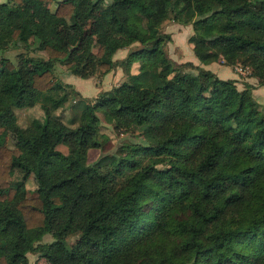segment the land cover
<instances>
[{"label":"trees","instance_id":"trees-1","mask_svg":"<svg viewBox=\"0 0 264 264\" xmlns=\"http://www.w3.org/2000/svg\"><path fill=\"white\" fill-rule=\"evenodd\" d=\"M52 1L0 2V53L46 55L16 64L0 54V264H26L36 249L49 264H264V113L231 80L199 69L203 85L178 71L160 29L168 18L192 24L201 63H239L264 82V0H61L53 11ZM135 43L139 72L85 102L76 126L51 113L66 97L17 124L16 109L54 86L56 63L87 78ZM97 112L146 144L82 162L77 148L99 146ZM16 170L35 177L32 195L11 185ZM47 233L53 241L35 247Z\"/></svg>","mask_w":264,"mask_h":264},{"label":"rangeland","instance_id":"rangeland-1","mask_svg":"<svg viewBox=\"0 0 264 264\" xmlns=\"http://www.w3.org/2000/svg\"><path fill=\"white\" fill-rule=\"evenodd\" d=\"M4 1V0H0ZM54 0L49 3L50 9L53 11L56 2ZM192 24H181L172 20L165 19L161 24V33L165 35V52L166 56L174 63L175 67L181 73H193L198 75L199 81L205 85V78L199 73V69L211 71L217 78L223 80H231L238 90L248 89L254 100L258 103V110L264 113V82L254 75V70L251 67L243 66L239 63L228 65L223 59L209 64L201 63L195 56L194 46L189 42V38L193 34ZM140 44L119 49L113 55V66L110 70H96L91 76L81 78L77 74L68 70L62 63H56L54 73L57 80L52 88L43 94H39L35 104L32 107H24L16 109L17 124L21 127H27L32 119L43 120L45 111L43 105L53 107L58 100L66 97V99L51 111L52 115H59L61 120L69 126H76V119L82 112L85 102H93L95 98L103 91L109 90L114 86H118L123 82L130 81L132 75L139 72V61L130 62L129 53L140 49ZM38 57L45 59L46 55L43 51L35 50L33 47L29 49L12 47L0 54L10 58L14 63L20 62V54ZM191 63L193 66H190ZM28 70H32V65H27ZM66 85H71L67 87ZM202 95L209 96V89L206 86L202 88ZM100 119V133L97 135L99 146L94 148H77L76 157L84 163H91L96 160L102 153L123 151L125 154L130 152V147L135 144H146L141 131L138 128L132 132L124 130H116L112 122H109L101 112H97ZM234 130H238V125L233 123ZM7 145L15 146V141L11 133L7 135ZM58 149L67 153V147L59 145ZM159 175V172L156 171ZM23 182L26 194L32 195V191L36 188L35 177L31 174L26 180H23L22 174L15 171L10 180L11 185ZM53 191L51 195L55 194ZM64 204L65 210L69 207L72 199L77 193V186L74 182H66L64 188ZM61 216H58L54 224H60ZM53 241V236L50 233L45 234L41 241L35 247L50 243ZM71 245L77 243V237L69 238ZM26 264H49L48 261L41 256L39 251L33 250L27 254Z\"/></svg>","mask_w":264,"mask_h":264},{"label":"crops","instance_id":"crops-1","mask_svg":"<svg viewBox=\"0 0 264 264\" xmlns=\"http://www.w3.org/2000/svg\"><path fill=\"white\" fill-rule=\"evenodd\" d=\"M0 2H2V1H0Z\"/></svg>","mask_w":264,"mask_h":264}]
</instances>
